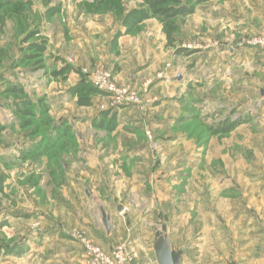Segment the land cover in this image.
<instances>
[{
	"label": "rangeland",
	"instance_id": "rangeland-1",
	"mask_svg": "<svg viewBox=\"0 0 264 264\" xmlns=\"http://www.w3.org/2000/svg\"><path fill=\"white\" fill-rule=\"evenodd\" d=\"M194 4L191 14L170 21L175 28L168 38V26L151 16L146 0H0V264H80L79 235L107 249L83 227V222L91 230L98 227L101 207L112 218L144 217L136 204L145 200L154 204L155 214L149 217H173L172 195L160 207L163 193L172 191V184L164 181L162 189L156 187L152 172L157 167L140 169L118 158L119 164L112 162L109 170L100 162L104 150L146 144L156 163L163 153L180 150L185 154L193 145L204 153L209 147L218 150L226 138L235 140L240 135V144L233 141L227 153L232 159L240 156V169L249 170L257 163L264 167V50L241 44L252 36H264V0ZM82 23L97 24L100 29L84 53L78 50L82 46L77 44L80 33L76 32ZM231 34L235 47H243L246 54L222 61L211 50L223 43L228 51ZM122 35L132 38L119 43ZM33 43L45 45L41 62L24 60L25 54H33L27 49ZM211 43L213 47H208ZM55 47L62 48L65 60L53 56ZM253 48L260 52L253 55ZM122 49L130 51L129 57L121 56ZM157 55L163 58L156 59ZM81 57L91 59L90 63L79 64L78 60H85ZM125 60L124 73L132 71L134 83L125 74L116 78L119 68L112 62ZM143 60L149 64L137 68ZM150 60H159V66ZM101 71L108 72L121 89L120 102L92 84L93 75ZM166 75L170 83L161 81ZM83 80L97 91L79 88ZM10 87L22 93H10ZM173 91L176 94L171 97ZM174 101L182 103L180 111ZM237 113V119L243 120L231 130L212 133L207 129L226 118L235 120ZM174 116L178 120L172 122ZM89 117L93 118L90 125ZM99 117L109 126L93 121ZM155 120L167 122L162 126ZM181 133L192 140L190 147L169 140ZM254 147L260 150L255 153ZM95 152L100 157L94 158ZM211 164L214 172L224 166L214 157ZM203 166L204 161L202 172ZM147 176L152 178L148 185L137 187L140 178ZM198 180L203 188L205 177ZM122 181L129 183L122 185ZM249 189L240 183V196L250 194ZM220 192L238 193L231 188ZM248 201L251 214L256 203ZM200 204L196 214L204 212V203ZM61 228L66 229L64 236ZM121 242L126 241H114L111 246ZM77 248L79 258L74 254Z\"/></svg>",
	"mask_w": 264,
	"mask_h": 264
},
{
	"label": "crops",
	"instance_id": "crops-1",
	"mask_svg": "<svg viewBox=\"0 0 264 264\" xmlns=\"http://www.w3.org/2000/svg\"><path fill=\"white\" fill-rule=\"evenodd\" d=\"M87 22L89 23V19L84 23ZM98 28L97 24L94 25L90 23V25L84 24L83 28L79 26L76 29V32L80 33L77 44L82 46V49H80L76 44L78 50L83 51L82 53L87 52V47L90 43H93L92 40H94L97 32L100 31ZM108 35L109 33L105 34V36ZM131 38L130 36L122 35L120 36L119 43L125 44ZM49 43L51 46L52 42L50 40H48V45ZM235 44L234 36L231 34L230 44L226 46L228 47V51L223 50V43L219 45L220 47L217 48V50L211 46L212 43L210 46L208 45V47H213L211 52L216 51L217 57L222 61H226L230 58L234 59L246 54L243 47H235ZM55 48L56 51L53 53V56L65 60L66 56L62 48ZM77 48L75 47L73 49L78 51ZM253 51L255 52H253V55L256 54V52H260L259 49L255 48H253ZM129 53L130 51H125V49L121 50L122 57H129ZM251 56L252 55H248L249 58ZM160 57L163 58V56L157 55L156 59ZM81 58L82 60L85 59V62L78 60L79 64L90 63L91 59ZM152 61L153 60H150V62ZM123 62L124 63L112 62L114 65L117 64V68H119L115 70L117 75L116 78L122 77L123 74H125V78L128 79L130 83H134L133 72L124 73V67H126L125 63L127 62L126 60ZM144 62L137 68H143L146 66L145 64H149L148 62ZM152 63L153 65L156 64L159 66V60ZM76 68L79 71V68ZM214 74L218 75V70H216ZM169 76L170 75H166L161 81L163 83H170L171 78ZM159 78H161V76H159ZM189 80L192 82L191 79ZM175 83L181 86L180 80L176 79ZM72 85H74V83ZM188 86L192 87L190 84ZM59 88L61 91L63 90L61 87ZM180 88L183 89L184 87ZM177 91L180 93L179 91L181 90L177 89ZM173 94L176 93L173 91L171 97L174 96ZM174 102V108L180 111L182 103L177 101ZM121 109L124 110V108ZM121 114L124 115V113ZM123 115H121L122 118L120 119L122 122L125 121ZM263 115L264 112H262L261 116L263 117ZM92 119V117L87 118V123H89V125V121ZM177 120L178 118L175 116L172 118V122ZM93 121H96L95 123L100 122V124H103V127H108L110 124L106 123L107 121L103 117H99ZM168 121L170 122V120ZM155 122L165 126L167 121L155 120ZM235 129L236 131H240V125ZM129 136L137 137L133 134ZM256 136L260 137V134ZM233 138V136L226 138L225 145L220 146V150H217L216 147H211V149L209 147V150L204 153L196 149L193 145L185 154L180 153V150L173 151L172 155H170V152L163 153L156 163L151 159L153 156L148 155L147 150H145L146 144H140L138 146L132 145V147L128 148L124 146L122 150H116L115 152L110 150H104L106 152L102 151L103 160L100 162L104 161L103 164L108 165L107 167L109 170H111L110 167H112V162H114V164L117 163L116 161L118 158L126 162V164H132V167L136 166L140 169L142 167L147 169L149 166L152 168L157 167L158 170L152 172L156 177V187L160 188L161 186L162 189L164 181H170L169 183L172 184L170 185V187L172 186V191L163 193L162 200L164 201L160 200V207L165 206V200L167 201L169 195H172L171 205L173 207V217H149L150 214H155L153 209L154 204L142 200L141 204L137 203L136 205H141L144 217H110L109 232L105 230L100 217L98 227H92L93 233H91L90 224L86 225L83 222V227L87 229L88 233L94 239L101 240L105 247H110L114 241H128L136 252L137 260L143 264H158L154 255L153 243L155 238L161 233L162 225L166 226V235L173 252H182L180 264H264V167L261 163H257V165L249 168V170L245 168L240 169V156H236L232 159L227 153L233 141L240 144V135L235 137V140ZM169 140L178 143V146H181V144L184 145L185 143L189 144V147L192 145L190 144L192 140H189L185 133L173 135L169 137ZM258 149L259 147H254V152L256 153L260 150ZM98 153L99 151L97 154ZM214 153L218 154L214 155ZM97 154L96 152L93 154L94 158L100 157ZM166 154L168 155L166 156ZM213 157L219 159L221 163H224L222 170H217L215 172L212 170L211 163ZM202 161H204L203 172L200 167ZM117 164H119V162ZM117 164L115 167H117ZM207 164L209 167H207ZM166 168L170 169L168 170ZM197 174L205 177V185H203V188L198 185L199 176H197ZM151 179L150 176L143 179L140 178L141 182L137 187L141 186L140 188H144ZM128 183L127 181L120 182L122 185H127ZM240 183L251 186V189H249L251 195L247 194L243 195V197L240 196ZM229 188L235 189L238 193L234 196L221 194L220 191L228 190ZM214 198L216 199L215 205L213 204L215 203L213 202ZM251 199L256 205L255 208L251 210L250 214L248 212L250 211L248 200ZM200 201L204 203V212L201 214L198 212V214H196L198 210L195 209V207L201 205ZM130 203L132 204L133 202ZM217 203H219V207H217ZM117 204L119 207V203ZM124 209L127 210V208L123 206V210ZM150 209L152 210L150 211L151 213H149ZM161 210L162 213H164V208H161ZM161 210H158V212H161ZM62 227L64 228L65 226L62 225ZM63 228H61V236H64L66 230ZM74 254L76 258H79L81 249L77 248Z\"/></svg>",
	"mask_w": 264,
	"mask_h": 264
},
{
	"label": "built area",
	"instance_id": "built-area-1",
	"mask_svg": "<svg viewBox=\"0 0 264 264\" xmlns=\"http://www.w3.org/2000/svg\"><path fill=\"white\" fill-rule=\"evenodd\" d=\"M243 45L258 47L264 50V36H252L243 40ZM240 45V42H239ZM95 88L117 96L115 102H120L121 89L110 80L108 72L101 71L93 75L91 79ZM239 114H234L232 119H237ZM83 246V258L80 264H139L136 262V252L127 242L117 243L104 249L79 235Z\"/></svg>",
	"mask_w": 264,
	"mask_h": 264
},
{
	"label": "trees",
	"instance_id": "trees-1",
	"mask_svg": "<svg viewBox=\"0 0 264 264\" xmlns=\"http://www.w3.org/2000/svg\"><path fill=\"white\" fill-rule=\"evenodd\" d=\"M6 1V0H5ZM204 1L209 0H187V3H183L182 0H146V5L148 6L151 16L162 20L164 24L167 27V34L168 38H170V32L174 30V26L171 24V20H173L175 17L180 15H187L191 14L194 11V3H200ZM7 2H10V0H7ZM2 5H0L1 7ZM125 24L126 22L123 21ZM28 50L34 51L33 54H25L24 60L27 62L33 61V63L41 62V59H39V56L43 53L45 50V45L42 43L40 45L32 44L31 46H28ZM83 86H86L88 90L91 91H97L88 81L83 80L81 81V85L79 88H84ZM77 87V86H76ZM17 87H10L8 91L10 93H22V89H19ZM75 89V88H74ZM24 103V102H23ZM243 118H238L235 120H230L228 118L218 121L216 123H213L211 125L207 126V129L212 133L217 132H227L231 130L233 127H235L237 124L242 122Z\"/></svg>",
	"mask_w": 264,
	"mask_h": 264
},
{
	"label": "water",
	"instance_id": "water-1",
	"mask_svg": "<svg viewBox=\"0 0 264 264\" xmlns=\"http://www.w3.org/2000/svg\"><path fill=\"white\" fill-rule=\"evenodd\" d=\"M120 211L121 207H117ZM101 221L107 232L110 230V216L106 214L104 209L101 207ZM153 250L156 261L158 264H180V257L182 252L176 251L173 252L169 244L167 235H166V226L162 225L161 233L155 238L153 243Z\"/></svg>",
	"mask_w": 264,
	"mask_h": 264
}]
</instances>
